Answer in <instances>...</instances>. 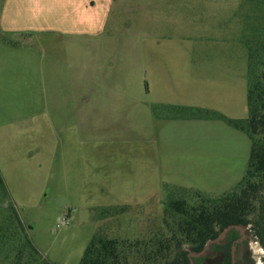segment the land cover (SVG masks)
<instances>
[{"label":"rangeland","instance_id":"obj_1","mask_svg":"<svg viewBox=\"0 0 264 264\" xmlns=\"http://www.w3.org/2000/svg\"><path fill=\"white\" fill-rule=\"evenodd\" d=\"M126 1L96 35L0 28V174L50 264H79L96 234L147 239L169 199L221 195L247 169L246 133L185 111L247 118L264 0Z\"/></svg>","mask_w":264,"mask_h":264},{"label":"trees","instance_id":"obj_2","mask_svg":"<svg viewBox=\"0 0 264 264\" xmlns=\"http://www.w3.org/2000/svg\"><path fill=\"white\" fill-rule=\"evenodd\" d=\"M248 53L246 119H228L202 109L185 111L190 118L225 120L247 134L251 150L241 182L218 196L192 191L187 199H169L156 234L134 244L96 234L79 264H185L186 249L201 248L218 231L234 224L251 225L264 248V45ZM109 211L106 215L127 207ZM26 229L0 174V264H50L39 256Z\"/></svg>","mask_w":264,"mask_h":264},{"label":"crops","instance_id":"obj_3","mask_svg":"<svg viewBox=\"0 0 264 264\" xmlns=\"http://www.w3.org/2000/svg\"><path fill=\"white\" fill-rule=\"evenodd\" d=\"M167 0H165L166 2ZM114 0H3L0 28L5 33L46 32L58 35H96L103 32ZM127 4L131 0L126 1ZM143 10L159 4L140 1Z\"/></svg>","mask_w":264,"mask_h":264},{"label":"flooded vegetation","instance_id":"obj_4","mask_svg":"<svg viewBox=\"0 0 264 264\" xmlns=\"http://www.w3.org/2000/svg\"><path fill=\"white\" fill-rule=\"evenodd\" d=\"M253 247L264 251L251 225H229L201 248L186 249L185 264H256Z\"/></svg>","mask_w":264,"mask_h":264},{"label":"water","instance_id":"obj_5","mask_svg":"<svg viewBox=\"0 0 264 264\" xmlns=\"http://www.w3.org/2000/svg\"><path fill=\"white\" fill-rule=\"evenodd\" d=\"M222 236H224V233L222 234Z\"/></svg>","mask_w":264,"mask_h":264}]
</instances>
